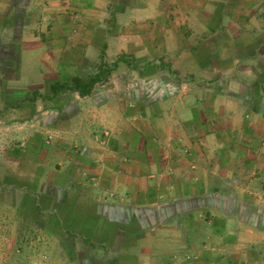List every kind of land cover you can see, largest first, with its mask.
<instances>
[{"label":"rangeland","instance_id":"rangeland-1","mask_svg":"<svg viewBox=\"0 0 264 264\" xmlns=\"http://www.w3.org/2000/svg\"><path fill=\"white\" fill-rule=\"evenodd\" d=\"M139 1L0 0V264H128L111 258L113 254L100 244L107 238L92 235V231L104 228V218L65 217L69 205L42 198L39 188L24 181L14 182L11 165L13 157H22L21 151L28 145L26 138H14L15 133L27 131L28 126L31 133L41 137L43 122L56 125L79 111L82 100L76 92L66 90L53 96L52 87L58 83L71 86L73 77L87 80L101 62L115 61L124 45L116 40L126 27L117 17L126 5ZM173 1L163 0V4ZM218 3L214 2L216 9L211 3L209 17L195 16L194 24L173 29L177 35L174 42L157 43L153 55L134 56L137 61L133 67L121 64L104 86L96 87L86 104L109 99L120 103L128 120L120 126L122 132L114 133L130 136L129 142L134 131L145 133L143 139L165 151L166 167L156 176L197 177L196 172L207 166L209 170L199 177L208 178V186L169 185L172 194L179 196L194 188V192L204 189L207 194L200 205L183 203L178 197L166 206V214L173 208L183 228L187 220L195 227L201 220L208 222L201 225L204 231L184 229L186 237L204 244L209 252L204 257L219 255L228 264H263L264 239L257 235L264 230V121L254 117L250 129L260 137L251 142L238 133L250 122L249 114L242 119L246 112L241 102L254 111L263 108L264 59L256 60L260 69L256 78L242 74L247 80L234 94L235 86H227V82L240 77L236 71L244 62L235 61L237 52L231 46L234 26L229 23L220 29L217 24L224 10ZM225 12H229L228 7ZM206 23L213 25L203 33L201 26ZM260 53L264 54V49ZM45 112L48 118L34 126L25 124V120H36ZM48 133L43 143L54 146L56 132ZM110 133L104 135L114 140V133ZM245 147L257 148L258 152L230 151H245ZM16 148L19 152L13 154ZM222 179H227L226 184H219ZM223 203L226 213L219 216L218 206L221 212ZM187 205L193 208L189 214L193 212L198 220L188 216ZM95 208L88 206L84 213L90 215ZM223 224L225 230L217 231Z\"/></svg>","mask_w":264,"mask_h":264},{"label":"crops","instance_id":"crops-1","mask_svg":"<svg viewBox=\"0 0 264 264\" xmlns=\"http://www.w3.org/2000/svg\"><path fill=\"white\" fill-rule=\"evenodd\" d=\"M247 1V3H235L231 0H174L166 5V2L163 4V0H142L137 4H129L117 17V20L126 27L116 42L124 44L121 52L136 58L153 55L157 52L156 48L159 46L157 43L174 42L177 35L173 29H177L181 24H194L195 16L209 17L213 9L211 3L213 2L214 6V2H221L218 6H222L224 10L217 24L221 26L220 29L229 23L234 26V32H231L233 34L231 46L237 52L235 61L244 62L245 65L239 66L240 70L236 71L239 78L235 76L227 82V86L229 84L235 86L234 94H236L247 80L242 74L251 76L253 74L256 78L260 70L257 68L256 60L264 59V54L260 53L264 49V0ZM227 7L228 13L225 12ZM214 8L216 9L215 6ZM211 25L213 24H203L202 32H207ZM143 28H148V31L144 32ZM248 46H251L249 50L253 51V54L249 53ZM254 77L251 79H255ZM222 95L227 96V94ZM90 96H79L83 102L79 103V111L68 116L64 122L56 125H51L49 121L43 122L42 128L45 132H40L41 137L31 133L28 126L27 131L14 134V138H19L18 140L26 138L28 144L26 149L21 151L22 157L17 155L16 158L13 157L14 166L11 165V176L12 179L17 180L14 182L24 181L30 187L39 188L38 193L42 198H49L50 201L60 205H69L68 211L64 213L65 217L104 218L105 221L101 224L104 228L92 231V235L95 239L107 238L100 244L106 246L107 251L113 254L111 258L126 260L128 264H228L225 259L218 258L219 255L204 257L205 252L209 254L204 250V244L200 243L199 239L190 240L186 237L187 233H184V229L200 232L201 225H208V222L201 220L195 227L193 222L187 220V226L183 228V223L176 219L173 208L170 214H166L165 211L166 206L178 197L183 203L193 201L197 202L196 205H200L198 203L203 201L207 194L204 189H197L194 192V188L191 193H182L179 196L172 194L170 191L172 187L169 185L172 183L176 186H208V178L199 176L209 168L202 166L198 174L196 172L199 181L194 180L195 176L192 175L182 178L170 175L156 176L158 170L166 167L164 159L166 156H162L165 154L164 149L149 143L146 138L143 139L145 133L134 131V139L130 142V136L114 133L122 132L119 128L125 126V119L128 120L127 115L121 110L120 103L109 99L101 104L93 101L91 104H86L87 100L91 99ZM261 98L263 105L261 110L254 111L251 105L245 101L241 102L246 112L243 113L242 119L244 120L249 114L250 122L245 124V128L238 133V136L248 138L249 142L260 137L259 133H255L250 127L253 125L254 117L264 121V94ZM46 114L43 113L36 120L34 118L30 121L25 120V124L31 122L34 126L35 123L48 118ZM188 119H192L191 115ZM49 131L56 132L57 135L56 140H53L54 146L50 147L43 143L44 136L49 134ZM110 132L114 133V140L111 138L108 140L107 136L111 134ZM218 135L217 133L216 136L219 137ZM211 136L214 134H208V137ZM140 137L143 143L140 142ZM39 139L42 141L39 142ZM235 149L236 152L241 153L257 154L258 152L257 148L252 149V147H245V151H241L242 148H232L230 151L234 152ZM223 151L226 152L225 149ZM12 152L18 154L19 149L16 148ZM249 163L251 165L252 161ZM241 164L240 161L239 165ZM220 167L226 172L224 166ZM226 180L222 179L219 184H226ZM33 192L31 193L34 194ZM88 206L96 207L90 215L84 213L88 210ZM186 208L188 216L195 218L193 212L189 214L193 208L188 205ZM218 209L217 214L225 216L224 203L221 212L220 204ZM195 219L198 220V217ZM216 229L224 231V224ZM66 230L68 231V228ZM201 231L204 229L202 228ZM74 232L76 233V230ZM257 237H262L263 240L264 230H259ZM260 262L251 264H262ZM233 264L242 263L233 262Z\"/></svg>","mask_w":264,"mask_h":264},{"label":"trees","instance_id":"trees-1","mask_svg":"<svg viewBox=\"0 0 264 264\" xmlns=\"http://www.w3.org/2000/svg\"><path fill=\"white\" fill-rule=\"evenodd\" d=\"M136 61L137 59L133 55L123 53L111 63L101 62L96 71L87 80L81 77H73L71 86L67 87L66 83L56 84L52 87V94L53 96H58L61 92L70 90L78 93L80 97L90 96L95 86L104 85L108 82L109 77L117 71L121 64L133 67Z\"/></svg>","mask_w":264,"mask_h":264}]
</instances>
